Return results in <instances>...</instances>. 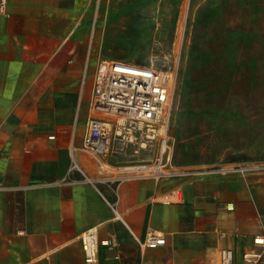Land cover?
Here are the masks:
<instances>
[{"label":"crops","instance_id":"obj_1","mask_svg":"<svg viewBox=\"0 0 264 264\" xmlns=\"http://www.w3.org/2000/svg\"><path fill=\"white\" fill-rule=\"evenodd\" d=\"M97 4L6 0L0 14V264H85L79 239L93 227L96 264H218L222 249L234 264L250 252L264 264L253 244L264 237V173L125 181L116 194L98 183L105 174L81 150L107 62L94 51ZM150 231L164 248L141 249Z\"/></svg>","mask_w":264,"mask_h":264},{"label":"rangeland","instance_id":"obj_2","mask_svg":"<svg viewBox=\"0 0 264 264\" xmlns=\"http://www.w3.org/2000/svg\"><path fill=\"white\" fill-rule=\"evenodd\" d=\"M96 6L100 61L176 75L169 127L176 167L264 162V0H98Z\"/></svg>","mask_w":264,"mask_h":264},{"label":"built area","instance_id":"obj_3","mask_svg":"<svg viewBox=\"0 0 264 264\" xmlns=\"http://www.w3.org/2000/svg\"><path fill=\"white\" fill-rule=\"evenodd\" d=\"M5 8L6 0H0V14H4ZM175 80L172 70L124 62H108L103 73L97 70L91 105L95 117L86 123L81 150L94 159L100 173L105 174L98 183L110 186L115 194L117 185L125 181L189 178L214 172L264 173V162L209 168H178L174 165L169 127ZM128 149L136 158L123 160V164L116 166L105 163L110 154L125 155ZM141 151L148 153L146 158H137ZM72 170H79L75 163ZM83 182L94 184L88 179ZM116 202L106 201L117 216ZM79 241L84 263L96 264L97 228L86 230ZM253 244L263 246L264 237H256ZM139 246L141 249H161L165 247V239L150 231ZM261 259L260 253H244L242 264H259ZM218 264H234L230 249L219 252Z\"/></svg>","mask_w":264,"mask_h":264},{"label":"bare ground","instance_id":"obj_4","mask_svg":"<svg viewBox=\"0 0 264 264\" xmlns=\"http://www.w3.org/2000/svg\"><path fill=\"white\" fill-rule=\"evenodd\" d=\"M107 63L108 62H104L102 64H99L100 66H99L98 70H99L100 73H103L106 70Z\"/></svg>","mask_w":264,"mask_h":264}]
</instances>
